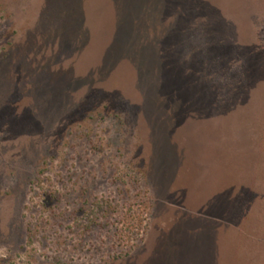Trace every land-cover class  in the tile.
<instances>
[{"label":"rangeland","instance_id":"374dc122","mask_svg":"<svg viewBox=\"0 0 264 264\" xmlns=\"http://www.w3.org/2000/svg\"><path fill=\"white\" fill-rule=\"evenodd\" d=\"M142 1L0 0V264H264V0Z\"/></svg>","mask_w":264,"mask_h":264},{"label":"trees","instance_id":"16d2710c","mask_svg":"<svg viewBox=\"0 0 264 264\" xmlns=\"http://www.w3.org/2000/svg\"><path fill=\"white\" fill-rule=\"evenodd\" d=\"M144 1H147V0H144ZM159 1H161V0H148V2H150V7L149 8H151L152 7V9H156L157 8V6H158V2ZM138 2L140 3V2H143L142 0H135V4L137 3V5H139L138 4ZM126 3L128 4V5H132V2H131V0H126ZM139 7H140V5H139ZM145 177V173H143L142 175H141V178H144ZM141 178L139 177V176H137V177H135V181H136V183L137 182H140L141 181ZM260 196H258V198H259ZM155 197H154V195L150 198V202H151V204H153L154 202H155ZM256 200V199H255ZM127 219V221H129V222H127L128 223V225H124L120 230H119V232H120V237H119V239L121 240V242H127V239L129 238V236H131L132 234V231L134 230V229H137V230H135V232H133V233H141V229L143 228V226L141 225V222H139V224H137V223H135L138 227H134V224H132V223H134L133 221H131L129 218H126ZM140 220H141V218H140ZM140 225V226H139ZM138 235V234H137Z\"/></svg>","mask_w":264,"mask_h":264}]
</instances>
